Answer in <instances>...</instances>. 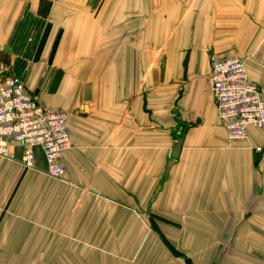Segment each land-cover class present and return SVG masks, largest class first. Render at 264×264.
I'll list each match as a JSON object with an SVG mask.
<instances>
[{"label":"crops","instance_id":"0c3cea01","mask_svg":"<svg viewBox=\"0 0 264 264\" xmlns=\"http://www.w3.org/2000/svg\"><path fill=\"white\" fill-rule=\"evenodd\" d=\"M212 57L264 100V0H0V81L72 143L62 180L0 157V264H264V130L229 141Z\"/></svg>","mask_w":264,"mask_h":264},{"label":"built area","instance_id":"2783aa9c","mask_svg":"<svg viewBox=\"0 0 264 264\" xmlns=\"http://www.w3.org/2000/svg\"><path fill=\"white\" fill-rule=\"evenodd\" d=\"M209 84L216 103L219 121L231 143L247 140L248 130H264V100L257 85L249 80L245 61L239 57H212ZM65 111L47 109L28 91L18 77L0 81V157L16 160L21 150V164L36 169L40 150L46 174L62 180L66 174L61 160L71 147ZM262 148H257L258 153Z\"/></svg>","mask_w":264,"mask_h":264},{"label":"water","instance_id":"95a60500","mask_svg":"<svg viewBox=\"0 0 264 264\" xmlns=\"http://www.w3.org/2000/svg\"><path fill=\"white\" fill-rule=\"evenodd\" d=\"M178 151H179V147H176V149H175V151H174V155H175V156L177 155Z\"/></svg>","mask_w":264,"mask_h":264},{"label":"rangeland","instance_id":"374dc122","mask_svg":"<svg viewBox=\"0 0 264 264\" xmlns=\"http://www.w3.org/2000/svg\"><path fill=\"white\" fill-rule=\"evenodd\" d=\"M46 7H47V4H46Z\"/></svg>","mask_w":264,"mask_h":264}]
</instances>
